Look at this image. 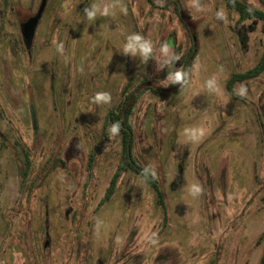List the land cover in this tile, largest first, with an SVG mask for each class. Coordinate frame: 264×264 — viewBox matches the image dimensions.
I'll list each match as a JSON object with an SVG mask.
<instances>
[{"label": "rangeland", "instance_id": "374dc122", "mask_svg": "<svg viewBox=\"0 0 264 264\" xmlns=\"http://www.w3.org/2000/svg\"><path fill=\"white\" fill-rule=\"evenodd\" d=\"M198 2L47 0L26 43L41 0H0V264H260L264 73L235 85L242 100L226 86L260 59L261 23ZM93 4L110 14L89 20ZM133 35L152 44L149 58L124 52ZM177 71L175 92L147 91L131 117L135 158L159 181L168 220L130 170L98 208L122 152L107 113L130 79L167 92Z\"/></svg>", "mask_w": 264, "mask_h": 264}, {"label": "trees", "instance_id": "16d2710c", "mask_svg": "<svg viewBox=\"0 0 264 264\" xmlns=\"http://www.w3.org/2000/svg\"><path fill=\"white\" fill-rule=\"evenodd\" d=\"M228 11L236 12L239 16L240 22H246L251 20H257L261 23V33L264 38V0H260L261 6L252 4L248 0H223ZM175 8L178 12L181 11V7L175 4ZM182 19L181 14L179 15ZM194 49H191L189 55L187 56V63L192 58ZM264 73V51L260 56L258 62L251 69L244 72L233 73L227 81L226 89L228 94L237 100H242V98L235 92L234 88L237 83H242L254 78L259 77ZM178 81L173 82L170 85V89L162 92L158 89L152 87L149 81L143 79L142 81L135 84V79H130L122 89L121 103L109 110L107 113L104 128L109 126L115 127L116 131L121 135L122 142V152L120 157V163L114 172L110 183L105 191L103 198L101 199L98 208L104 204L110 202L115 195L119 181L122 175L130 170L140 176H142L145 181L154 190L157 197V203L164 210V221L168 220L167 208L164 200L163 190L160 186L157 178L150 172L147 168L142 166L135 158L134 155V130L131 124V117L134 113V108L139 99L147 92L150 91L153 94L167 95L170 92H175V87ZM96 148L91 152L89 158V164L91 165L97 155ZM24 170H23V182L22 188L25 185V181L28 179V174L30 172V158L29 153L24 150ZM264 240V234L260 236L258 242L261 243ZM260 264H264V249L260 260Z\"/></svg>", "mask_w": 264, "mask_h": 264}, {"label": "clouds", "instance_id": "9594fccd", "mask_svg": "<svg viewBox=\"0 0 264 264\" xmlns=\"http://www.w3.org/2000/svg\"><path fill=\"white\" fill-rule=\"evenodd\" d=\"M190 7L199 10L200 4H199L198 0H190ZM110 8H111V5L104 7V6H101L99 4H93L91 11H87V10H85V11L87 12V16H88L89 20H91L94 17H96V15L98 13L100 15H109L110 14ZM121 11L123 12L124 9L121 8ZM123 50H124V52H126V53L130 52L133 55H135V54H137V52H139V54L142 56V58L147 59L151 56L153 49H152V44L149 41L143 39L140 35H133V36H130L127 38V43L124 45ZM161 52L163 54H167L168 48L166 46H164L163 48H161ZM181 78H182V73L179 71L169 74V77H168L169 80H174V81H179V80H181ZM206 83H207L208 87H210V88L213 86L212 80H208V81H206ZM244 91H245L244 88L241 87L239 90L240 95H243ZM107 99H108L107 95H98L97 96V100H107ZM112 131L115 132L116 128L113 127ZM196 135H197V132L194 130H189L187 132V136L195 137ZM189 188L193 194H197L200 192V188L197 184H191V185H189Z\"/></svg>", "mask_w": 264, "mask_h": 264}, {"label": "water", "instance_id": "95a60500", "mask_svg": "<svg viewBox=\"0 0 264 264\" xmlns=\"http://www.w3.org/2000/svg\"><path fill=\"white\" fill-rule=\"evenodd\" d=\"M46 3H47V0H41L40 7H39L37 13L35 14V16L30 18L26 23L23 24L22 32H23L24 38L26 40V43H29L30 40L33 38L34 32H35V27L38 24L42 14H43Z\"/></svg>", "mask_w": 264, "mask_h": 264}]
</instances>
